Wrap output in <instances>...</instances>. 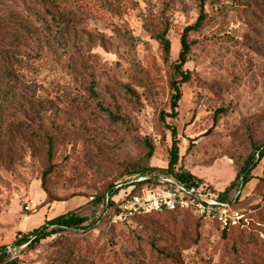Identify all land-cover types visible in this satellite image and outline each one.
<instances>
[{
    "label": "rangeland",
    "instance_id": "obj_1",
    "mask_svg": "<svg viewBox=\"0 0 264 264\" xmlns=\"http://www.w3.org/2000/svg\"><path fill=\"white\" fill-rule=\"evenodd\" d=\"M198 6L199 0H0V246L15 250L18 264H264V157L234 208L255 211L246 233L222 238L218 226L176 211L117 225L104 220L88 233L65 231L30 249L13 245L80 206L81 216L95 222L102 207L86 204L145 161L143 139L155 145L148 166L167 168L171 136L159 114L171 112V68L151 32L168 22L174 64ZM204 10L208 25L189 36L195 45L185 67L192 78L181 86L177 117L166 123L177 131V169L182 164L223 190L264 146V0H207ZM91 78L104 104L127 115L131 128L111 124L87 101ZM48 138L53 169L44 186ZM152 244L169 256H157Z\"/></svg>",
    "mask_w": 264,
    "mask_h": 264
},
{
    "label": "trees",
    "instance_id": "obj_2",
    "mask_svg": "<svg viewBox=\"0 0 264 264\" xmlns=\"http://www.w3.org/2000/svg\"><path fill=\"white\" fill-rule=\"evenodd\" d=\"M206 1L207 0H199V6H198L199 10H198L197 19L195 20L194 23L184 28L180 37V52L178 55L177 62H175L174 64L170 63L171 42L168 38L169 35L168 22L163 21L162 27L158 31H155L153 33L151 32L152 38L157 41V43L160 45L163 51L164 62L168 64L169 67L171 68L170 82H169L170 87L173 91V96L171 98V104H170L171 112L170 113L160 112L159 114L161 122L165 125V128L170 132V136H171V148L169 151V160H168L167 168L165 170H160L157 168H150L148 166V162L152 159L154 155L155 145L149 138L143 139L142 143L144 144V148L146 151L145 161L143 163L134 165L131 168V170H129L130 172L127 174V176H125L122 180L111 183L105 194L92 198L86 204L87 206L102 207V213L97 217L95 222H91L90 218L87 216H81L82 215L81 212L84 206L83 207L80 206L76 209L68 210L62 214H58L46 220L43 225L20 234L19 238L16 239L13 244L15 248L19 249L22 246H25L24 249L33 248L36 245H38L41 241L46 240L51 236L59 235L65 231H83L85 233H88L91 230V228L94 226V223H101L104 220L111 224V217L117 213V205H115V203H113L110 199L116 193L115 186L134 176H141V175H151L153 177L167 176V177H172L175 180H178L187 185L196 186L203 184L201 180H199L189 172H185L182 164L180 168L177 169V166L183 160L182 157L179 155L177 131L175 127L168 125L166 123V120L167 118L175 119L177 117L178 104L182 98L181 86L188 83L192 78V72L189 69H186L185 67L189 62V57L192 53L193 46L195 45L194 44L195 42L189 41V36L191 34L200 33L208 25V15L205 13L204 10ZM58 27H59L58 30L61 31V25H58ZM52 40L54 41V43L59 45L58 37L53 36ZM97 88L98 85L96 81L93 78H91L89 85L87 87V94H88L87 101H89V103H91L94 106L96 111L111 124L123 126L125 129L131 128L130 118L127 115L120 113L119 111H113L109 107H107L104 104ZM125 88L128 94H132V95L134 94L131 87L127 86ZM220 113H222L221 110L217 112V114ZM52 144H53V140L51 138H48L49 146H48L47 156H48L49 168L43 177L42 185L44 186H45V178L47 173H50L53 169ZM256 153H258V158L256 159L255 153L250 154L249 157L244 162V164L239 168H237L235 177L232 180V182L228 186H226L223 190H217L211 186H207V187L212 191L217 192V194L223 201L232 203L233 207L235 208V206L240 201L244 185L252 178V172L254 171V169H256V167L259 165L260 161L264 157V146L260 147ZM45 192L47 193L49 199L50 195L48 194L47 191ZM107 197H109L108 200ZM53 201L57 202L56 199H54ZM50 203L51 201H48L46 205ZM259 211H262L264 213V206L261 207ZM163 212H173V211L163 210L161 212L152 213V214H159ZM179 212L191 213L189 211H179ZM254 213L255 211L250 212L249 214L241 212V214L243 215L242 219L237 221L236 223H230L229 226L225 228H222L217 222L209 220L206 217H201L193 213L191 214H193L198 221H202L204 223L210 222L211 224L218 226L221 229V234H222L221 237L227 239L230 237V235L233 232L246 233L248 230H251V227L253 225L252 224L253 219L255 218ZM132 219L133 218H131L128 221H131ZM118 224H122V223H118ZM111 225H117V224H111ZM152 251L155 252L157 256L160 257L163 256L167 258V256H169V254L164 249H161L154 244H152ZM14 253H16V251L10 250V247L6 245L0 246V264H18L14 260Z\"/></svg>",
    "mask_w": 264,
    "mask_h": 264
},
{
    "label": "built area",
    "instance_id": "obj_3",
    "mask_svg": "<svg viewBox=\"0 0 264 264\" xmlns=\"http://www.w3.org/2000/svg\"><path fill=\"white\" fill-rule=\"evenodd\" d=\"M115 191L110 199L117 205V213L111 217V224L163 210L189 211L217 222L222 228L243 217L234 210L232 203L223 201L204 184L187 185L172 177L134 176L116 185Z\"/></svg>",
    "mask_w": 264,
    "mask_h": 264
}]
</instances>
